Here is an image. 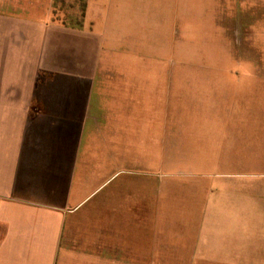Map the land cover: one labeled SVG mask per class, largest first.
I'll list each match as a JSON object with an SVG mask.
<instances>
[{
	"label": "crops",
	"instance_id": "0c3cea01",
	"mask_svg": "<svg viewBox=\"0 0 264 264\" xmlns=\"http://www.w3.org/2000/svg\"><path fill=\"white\" fill-rule=\"evenodd\" d=\"M92 1L85 4L86 8H96L87 26L86 13L78 19L61 18L57 14L59 0H0V264L162 261L158 225L161 205L153 202L148 210L144 207L147 198L155 197L154 191L159 189L160 193V186L157 189L155 186L156 172L137 171L132 165L136 161L129 160L123 164L129 169H121L124 155H118L119 161L114 164V153L108 152L112 165L96 163V167L109 169L116 165L125 178L119 189L121 198L115 191L107 194V199L120 201L110 207L106 201L104 214L96 206H91L89 212L85 210L84 199L79 200L75 189L88 122L93 124L90 128L93 134L101 129L98 119L110 131L121 124L116 121L115 127L109 126V119L132 115L143 120L165 118L171 111L172 85L166 97L159 84L155 90L142 92L138 88L140 83L150 86L152 80L130 81L126 73L141 67L162 70V66H129L127 56L135 50L131 47L126 50L128 40L133 37L124 28L128 22L142 20L139 11L131 16L130 8L160 6L164 0ZM180 3L174 0L169 5L177 7ZM103 6L107 8L105 15L98 8ZM174 19L177 22V14ZM83 35L93 41L83 43ZM71 38L76 54L67 61ZM76 38H80L77 43ZM175 50L170 47V52ZM68 65L73 74L63 72ZM208 67L206 70H210ZM169 76L175 75L170 71ZM131 82L137 87L130 88ZM216 93V90L208 92V99ZM145 127L146 123L144 145L139 146L143 150L140 163L144 168H161L160 151L167 147L159 148L151 134H146ZM162 132L163 140H170L171 150L175 130L166 126ZM216 135L209 138L207 132L206 141L221 140L219 133ZM234 145L225 150L235 149ZM210 149L221 150L211 144ZM117 150L121 151L119 147ZM106 151L113 149L106 144ZM146 152H153L148 159ZM214 164L235 162L216 160ZM224 196L215 209L225 225L206 228L207 238H203L205 228H201L196 242L176 245L172 249L175 262H190L195 257L223 264L258 261L255 245L251 240H238V229L228 223L239 209L232 195ZM209 203V197L203 199V193L199 192L194 201L191 199L188 212L195 213L191 211L192 205L200 207L196 211L207 218Z\"/></svg>",
	"mask_w": 264,
	"mask_h": 264
},
{
	"label": "rangeland",
	"instance_id": "374dc122",
	"mask_svg": "<svg viewBox=\"0 0 264 264\" xmlns=\"http://www.w3.org/2000/svg\"><path fill=\"white\" fill-rule=\"evenodd\" d=\"M173 1L164 0L160 6L130 8L129 14L133 16L139 11L142 20L128 22L124 28L133 37L128 40L126 50L130 47L135 50L127 56L129 66H162L160 72L143 67L127 71L129 80H152L150 86L141 82L138 88L146 92L155 90L159 84L166 91L164 97L169 95L172 85L171 111L165 118L143 120L131 114V118L109 119V126L117 124L116 121L121 124L120 128L114 125L110 131L105 129V122L98 119L101 131L93 134L90 132L93 124L88 122L76 193L79 200L84 199V209L88 212L91 206H96L104 214L106 201L109 207L120 201L107 199V194L121 192L125 174L120 173L116 165L108 170L96 167V163L112 165L110 152L114 153V164L119 161L118 155H124V162L119 165L121 169H129L123 165L129 160L136 161L132 165L137 171L156 172L155 186L156 189L160 186L161 194L159 189L154 191L155 197L147 198L144 207L148 210L153 202L161 205L158 225L162 261L146 264H223L196 257L190 262H175L172 249L196 242L201 228H205L203 238H207L206 228L224 226V218L216 215L215 207L228 193L239 209L228 223L238 229V240H251L258 259L256 263L233 264H264V0H179L177 7L169 5ZM90 2L93 1L59 0L57 14L64 19L70 16L78 19L80 14L86 13L85 24L89 26L88 20L93 18L96 9L95 6L85 7ZM98 8L106 14V7ZM115 10L113 8V14ZM89 37L83 35L82 42L93 41ZM78 40L80 38H76V43ZM69 41L67 61L76 54L74 40ZM170 47H175V52H170ZM70 66L63 71L67 75L74 72ZM174 66H177L175 70ZM206 66L210 70H206ZM170 71L175 75L172 78ZM155 77L161 81H156ZM129 87L137 86L131 82ZM213 90L217 91V95L211 97L215 100L208 99V92ZM162 110L164 112V108ZM156 111L159 112V108ZM144 123L146 134H151L156 145L161 149L167 147L160 151L161 168H144L140 163L143 161V150L139 146L144 145ZM166 126L175 130L171 150L168 149L170 140H163L162 130ZM207 132L209 138L219 133L221 140L206 141ZM206 143L209 145L204 148ZM106 144L113 151H106ZM210 144L221 150L210 149ZM233 144L235 149L225 150ZM152 153L146 152L145 159ZM216 160L235 164L215 165ZM199 192L203 193V199L209 197L207 218L196 211L200 207L192 205L194 214H189L187 209ZM146 217L149 218L147 214Z\"/></svg>",
	"mask_w": 264,
	"mask_h": 264
}]
</instances>
